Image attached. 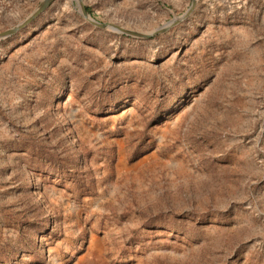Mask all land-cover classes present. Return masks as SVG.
Masks as SVG:
<instances>
[{
  "label": "rangeland",
  "instance_id": "rangeland-1",
  "mask_svg": "<svg viewBox=\"0 0 264 264\" xmlns=\"http://www.w3.org/2000/svg\"><path fill=\"white\" fill-rule=\"evenodd\" d=\"M81 2L156 33L51 0L0 39V264H264V0Z\"/></svg>",
  "mask_w": 264,
  "mask_h": 264
},
{
  "label": "water",
  "instance_id": "water-1",
  "mask_svg": "<svg viewBox=\"0 0 264 264\" xmlns=\"http://www.w3.org/2000/svg\"><path fill=\"white\" fill-rule=\"evenodd\" d=\"M76 1H77L78 5H79V7L81 9V13H82L83 18L87 22H89L91 25H93V26H95L97 28H100V29L108 28V29H111V30L118 31L120 33H124V34L129 35V36L138 37V38H142V39H147V38L153 36L156 33V32H152L150 34L139 33V32H135V31L124 29V28L119 27V26L114 25V24H101V23H98V22L92 20L89 17V15L87 14V11L85 10L81 0H76ZM50 2H51V0H43L41 2V4L39 5V7L37 8V10L30 17H28L24 22H22L21 24H19L18 26L14 27L12 29H9V30H7L5 32L0 33V39H3V38L8 37V36H11L12 34L18 32L22 27H24L25 25L30 23L35 17H37L50 4ZM195 5H196V0H192V4H191L190 9L186 12V14L183 17L188 16L191 13V11L193 10V8L195 7Z\"/></svg>",
  "mask_w": 264,
  "mask_h": 264
}]
</instances>
